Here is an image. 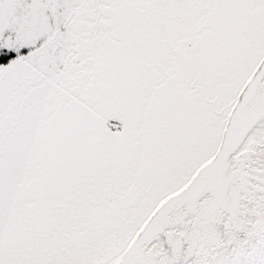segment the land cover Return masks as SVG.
Listing matches in <instances>:
<instances>
[{
  "label": "snow or ice",
  "instance_id": "snow-or-ice-1",
  "mask_svg": "<svg viewBox=\"0 0 264 264\" xmlns=\"http://www.w3.org/2000/svg\"><path fill=\"white\" fill-rule=\"evenodd\" d=\"M0 264H264V0H0Z\"/></svg>",
  "mask_w": 264,
  "mask_h": 264
}]
</instances>
